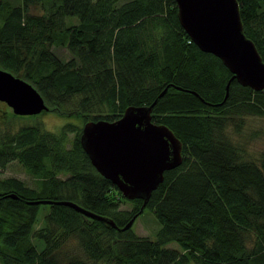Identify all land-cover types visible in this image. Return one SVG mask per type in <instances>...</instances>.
<instances>
[{
  "label": "trees",
  "instance_id": "16d2710c",
  "mask_svg": "<svg viewBox=\"0 0 264 264\" xmlns=\"http://www.w3.org/2000/svg\"><path fill=\"white\" fill-rule=\"evenodd\" d=\"M238 2L264 60V0ZM1 67L82 123L0 130V170L16 160L37 182L0 177V264H264V150L250 155L229 130L242 131L248 114L264 116V89L234 78L225 98L232 72L193 41L176 0H0ZM166 86L152 120L181 140L183 161L165 171L140 212L143 199L125 197L93 165L81 125L150 104ZM147 207L160 223L155 238L133 229Z\"/></svg>",
  "mask_w": 264,
  "mask_h": 264
},
{
  "label": "water",
  "instance_id": "95a60500",
  "mask_svg": "<svg viewBox=\"0 0 264 264\" xmlns=\"http://www.w3.org/2000/svg\"><path fill=\"white\" fill-rule=\"evenodd\" d=\"M176 2L179 20L193 41L203 51L221 58L232 72L226 84L225 98L234 78L255 90L264 89V60L254 41L243 30L238 0ZM167 88L150 104L128 105L115 120H88L82 125L80 141L91 162L125 197L143 199L140 212L153 190L164 180L165 171L183 161L181 140L166 124L152 120L153 106ZM0 100L19 115L38 114L50 109L31 82L2 67ZM58 202L102 220L109 226L118 227L112 218L95 213L77 202ZM137 215L121 229L131 227Z\"/></svg>",
  "mask_w": 264,
  "mask_h": 264
},
{
  "label": "rangeland",
  "instance_id": "374dc122",
  "mask_svg": "<svg viewBox=\"0 0 264 264\" xmlns=\"http://www.w3.org/2000/svg\"><path fill=\"white\" fill-rule=\"evenodd\" d=\"M32 12L41 13L40 6L31 7ZM54 51L63 59L71 57V53L67 47L53 46ZM67 121H72L76 124L82 123L77 117H66L55 109L42 111L38 114L32 115H14L12 108L5 102L0 100V130H17L23 124H42L46 129L51 131H59L63 124ZM83 125V124H82ZM81 125V126H82ZM231 135L234 139L242 143L247 148L250 155L259 156L264 150V116L248 114L245 117V124L239 133H237L233 126L229 127ZM74 133H69L68 145L73 138ZM17 176L25 181L29 186L36 187L37 182L35 176L28 172L18 161L10 162L5 168L0 170V177ZM122 207H129V203H122ZM48 207H46L47 209ZM41 211V215L43 214ZM160 223L154 211L150 208H145L133 224V229L139 235L149 236L150 238L156 237V231ZM169 246H177L176 242H171ZM185 264H196L189 262Z\"/></svg>",
  "mask_w": 264,
  "mask_h": 264
}]
</instances>
